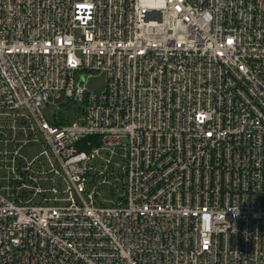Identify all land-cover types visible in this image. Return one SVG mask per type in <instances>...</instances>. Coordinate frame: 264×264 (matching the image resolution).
Returning <instances> with one entry per match:
<instances>
[{"label": "built area", "instance_id": "obj_1", "mask_svg": "<svg viewBox=\"0 0 264 264\" xmlns=\"http://www.w3.org/2000/svg\"><path fill=\"white\" fill-rule=\"evenodd\" d=\"M0 264H264V0H0Z\"/></svg>", "mask_w": 264, "mask_h": 264}, {"label": "rangeland", "instance_id": "obj_2", "mask_svg": "<svg viewBox=\"0 0 264 264\" xmlns=\"http://www.w3.org/2000/svg\"><path fill=\"white\" fill-rule=\"evenodd\" d=\"M104 87V77L102 74L96 73L88 77L87 82L85 84L86 91H99ZM64 103V98H58L54 101L52 105L53 108L59 106ZM47 119H49V112L46 110Z\"/></svg>", "mask_w": 264, "mask_h": 264}, {"label": "water", "instance_id": "obj_3", "mask_svg": "<svg viewBox=\"0 0 264 264\" xmlns=\"http://www.w3.org/2000/svg\"><path fill=\"white\" fill-rule=\"evenodd\" d=\"M83 79H84V78H82L81 81L79 82V86L82 85Z\"/></svg>", "mask_w": 264, "mask_h": 264}]
</instances>
